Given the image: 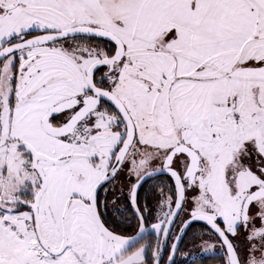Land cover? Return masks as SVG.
I'll return each instance as SVG.
<instances>
[{
    "label": "snow or ice",
    "instance_id": "obj_1",
    "mask_svg": "<svg viewBox=\"0 0 264 264\" xmlns=\"http://www.w3.org/2000/svg\"><path fill=\"white\" fill-rule=\"evenodd\" d=\"M195 222L264 264V0H0V264H176Z\"/></svg>",
    "mask_w": 264,
    "mask_h": 264
},
{
    "label": "flooded vegetation",
    "instance_id": "obj_2",
    "mask_svg": "<svg viewBox=\"0 0 264 264\" xmlns=\"http://www.w3.org/2000/svg\"><path fill=\"white\" fill-rule=\"evenodd\" d=\"M166 183H171L168 177L165 175H159L154 178L148 180L146 184H144L143 188L140 191V199L141 201L147 200L149 206H154L156 204L157 197H154L152 194V189H159L164 186ZM131 216V212L128 213ZM151 219V218H150ZM179 223V222H177ZM203 234V235H202ZM148 239H152L154 241V237L150 234H145ZM195 237V238H193ZM203 240H208L209 243L215 242L214 237H209L207 235V229L204 224L195 222L184 234L180 245L178 247L177 254L175 256L176 264H204L206 262V258L213 257L214 255H221L223 256V251H213L211 254H194L191 251V245L202 243ZM168 256L167 248L163 255L162 261L166 262ZM209 264H221L220 261L211 262Z\"/></svg>",
    "mask_w": 264,
    "mask_h": 264
},
{
    "label": "rangeland",
    "instance_id": "obj_3",
    "mask_svg": "<svg viewBox=\"0 0 264 264\" xmlns=\"http://www.w3.org/2000/svg\"><path fill=\"white\" fill-rule=\"evenodd\" d=\"M191 251L194 254H203V253L211 254L213 252V251H204L203 250V242L202 243H199V244H193V245H191ZM215 251L222 252V250H220L219 248H217Z\"/></svg>",
    "mask_w": 264,
    "mask_h": 264
},
{
    "label": "trees",
    "instance_id": "obj_4",
    "mask_svg": "<svg viewBox=\"0 0 264 264\" xmlns=\"http://www.w3.org/2000/svg\"><path fill=\"white\" fill-rule=\"evenodd\" d=\"M223 256L221 255H214L213 257H209L206 258V262H204V264H209L211 262H216V261H220L222 259Z\"/></svg>",
    "mask_w": 264,
    "mask_h": 264
},
{
    "label": "water",
    "instance_id": "obj_5",
    "mask_svg": "<svg viewBox=\"0 0 264 264\" xmlns=\"http://www.w3.org/2000/svg\"><path fill=\"white\" fill-rule=\"evenodd\" d=\"M160 174H157L156 176H159ZM156 176H154V177H156ZM154 177H152V178H154ZM151 179V178H150ZM149 180V179H148ZM197 223H201V224H203V222H197ZM184 236V235H183ZM183 238V237H182ZM181 242V241H180ZM179 245H180V243H179ZM179 245H178V247H179ZM166 250V249H165ZM164 253H165V251H163L162 252V254H161V259L163 258V255H164ZM165 264H167V259H166V262H165Z\"/></svg>",
    "mask_w": 264,
    "mask_h": 264
}]
</instances>
